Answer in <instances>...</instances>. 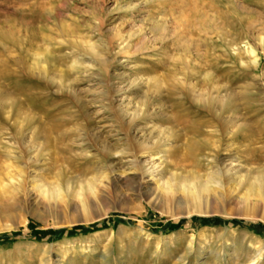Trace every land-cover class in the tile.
I'll list each match as a JSON object with an SVG mask.
<instances>
[{
    "label": "rangeland",
    "instance_id": "rangeland-1",
    "mask_svg": "<svg viewBox=\"0 0 264 264\" xmlns=\"http://www.w3.org/2000/svg\"><path fill=\"white\" fill-rule=\"evenodd\" d=\"M0 234V264H264V0H0Z\"/></svg>",
    "mask_w": 264,
    "mask_h": 264
},
{
    "label": "trees",
    "instance_id": "trees-1",
    "mask_svg": "<svg viewBox=\"0 0 264 264\" xmlns=\"http://www.w3.org/2000/svg\"><path fill=\"white\" fill-rule=\"evenodd\" d=\"M202 220H208V219H202ZM180 225V223H177L176 225H175V227H178ZM11 235H15V234H0V239L1 238H6V237H9V236H11ZM40 236V235H39Z\"/></svg>",
    "mask_w": 264,
    "mask_h": 264
},
{
    "label": "bare ground",
    "instance_id": "bare-ground-1",
    "mask_svg": "<svg viewBox=\"0 0 264 264\" xmlns=\"http://www.w3.org/2000/svg\"><path fill=\"white\" fill-rule=\"evenodd\" d=\"M44 70H45V68H44ZM47 70V69H46ZM47 74V73H46ZM226 101V100H225ZM231 164V163H230ZM7 168H8V166H7ZM9 168H11V167H9ZM9 170V169H8ZM21 170V169H20ZM22 172V171H21ZM20 172V173H21ZM9 173V172H8ZM10 177V176H9ZM19 177H21V176H19ZM11 180V179H10ZM15 180V179H14Z\"/></svg>",
    "mask_w": 264,
    "mask_h": 264
}]
</instances>
